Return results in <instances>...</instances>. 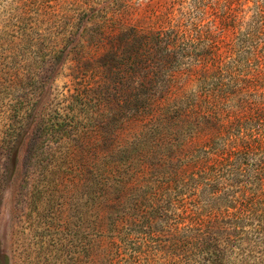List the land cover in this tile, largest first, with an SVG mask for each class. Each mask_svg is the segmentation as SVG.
<instances>
[{
  "label": "rangeland",
  "instance_id": "374dc122",
  "mask_svg": "<svg viewBox=\"0 0 264 264\" xmlns=\"http://www.w3.org/2000/svg\"><path fill=\"white\" fill-rule=\"evenodd\" d=\"M260 19L264 0H0V264H163L166 220L210 207L163 165V108L197 91L214 45L223 71L253 74L230 48ZM227 227L214 264H264V221Z\"/></svg>",
  "mask_w": 264,
  "mask_h": 264
},
{
  "label": "trees",
  "instance_id": "16d2710c",
  "mask_svg": "<svg viewBox=\"0 0 264 264\" xmlns=\"http://www.w3.org/2000/svg\"><path fill=\"white\" fill-rule=\"evenodd\" d=\"M259 23V28L242 35L239 44L230 48L231 54L244 58V64L253 66L255 63L253 74L241 77L228 67L223 71L226 65L218 67L220 49L214 45L210 59L201 57L194 62L199 65L195 73L202 79L197 91L183 99L181 108L177 104L163 108L166 150L174 154L163 165L170 166L174 175L186 179V188L205 194L210 204L204 216L184 228L179 227L176 219L170 223L166 220L163 264H191L195 257L214 264L213 243L225 231H231L227 224L245 219L264 221V19ZM210 63L215 68L213 71ZM231 63L238 64L236 60ZM105 84L107 80L99 86ZM87 102L86 96L81 94L71 96L66 117L77 118L87 110ZM170 106L179 110L177 117L169 116ZM124 120L129 121L130 117ZM201 138L208 139L206 144L200 150L194 149L195 153L184 160L188 155L186 148ZM175 155L181 157L180 164H174ZM107 165L104 180H108L106 175L116 167L112 164L108 170ZM105 200L111 202L109 197ZM191 202L182 201L179 206L187 209ZM165 208L163 206V217H168ZM128 239V233L122 235L124 242ZM194 261L192 264H197Z\"/></svg>",
  "mask_w": 264,
  "mask_h": 264
}]
</instances>
